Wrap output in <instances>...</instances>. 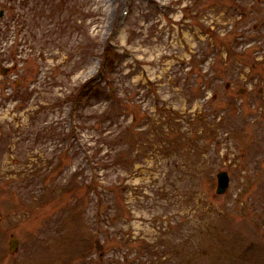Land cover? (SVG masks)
<instances>
[{"label":"rangeland","instance_id":"obj_1","mask_svg":"<svg viewBox=\"0 0 264 264\" xmlns=\"http://www.w3.org/2000/svg\"><path fill=\"white\" fill-rule=\"evenodd\" d=\"M0 13V264H264V0Z\"/></svg>","mask_w":264,"mask_h":264},{"label":"water","instance_id":"obj_2","mask_svg":"<svg viewBox=\"0 0 264 264\" xmlns=\"http://www.w3.org/2000/svg\"><path fill=\"white\" fill-rule=\"evenodd\" d=\"M2 13H0L1 16ZM218 177V186H217V192L222 194L224 193L227 188L229 187V183H230V178H229V174L227 171H220L217 174ZM18 246V241L17 238H12L11 239V250H15Z\"/></svg>","mask_w":264,"mask_h":264}]
</instances>
